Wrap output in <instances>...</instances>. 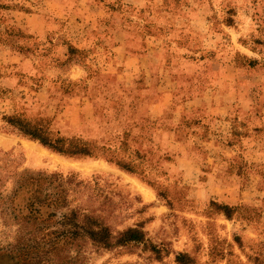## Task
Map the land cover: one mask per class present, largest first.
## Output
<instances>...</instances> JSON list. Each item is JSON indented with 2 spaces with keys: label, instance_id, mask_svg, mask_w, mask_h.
Wrapping results in <instances>:
<instances>
[{
  "label": "rangeland",
  "instance_id": "1",
  "mask_svg": "<svg viewBox=\"0 0 264 264\" xmlns=\"http://www.w3.org/2000/svg\"><path fill=\"white\" fill-rule=\"evenodd\" d=\"M192 2L199 4L196 22L174 23L192 17ZM161 4L166 7L153 13L154 5L143 0H0L3 195L22 175L53 174L56 189L67 192L61 211L89 210L114 236L128 228L144 234L140 242L111 249L79 240L64 246L53 264H178L179 253L190 264H264V163L224 165L199 155L196 135L206 132L182 120L176 136H166L164 120L171 121L174 106L162 119H151L143 96V86L161 81L166 69L165 80L176 81L187 96L195 86L219 80L214 95L231 97L235 116L248 107L264 111V0ZM120 30L125 39L115 34ZM119 43L125 56L166 50L152 63L153 73L137 75L136 90L112 65L119 63L113 51ZM9 116L45 129L51 138L83 141L92 156L55 153L19 134ZM195 159L199 169L192 166ZM28 229L0 211V246L15 243Z\"/></svg>",
  "mask_w": 264,
  "mask_h": 264
},
{
  "label": "trees",
  "instance_id": "2",
  "mask_svg": "<svg viewBox=\"0 0 264 264\" xmlns=\"http://www.w3.org/2000/svg\"><path fill=\"white\" fill-rule=\"evenodd\" d=\"M250 62V66L255 65ZM258 64V63H256ZM7 123L22 136L39 142L51 151L67 156H92L85 142L51 138L48 131L20 117L9 116ZM127 171L130 169L123 166ZM58 177L38 174L18 177L8 195H3L0 184V211H6L19 226H28L26 236L19 237L15 243L0 246V264H53L60 257L64 246L70 248L79 240L111 249L129 242H140L144 234L138 228H128L114 236L109 227L98 216L81 208H64L67 192L54 182ZM1 182V180H0ZM229 217L228 206H221ZM7 259L9 262L5 261ZM178 264H190L184 254H177Z\"/></svg>",
  "mask_w": 264,
  "mask_h": 264
},
{
  "label": "crops",
  "instance_id": "3",
  "mask_svg": "<svg viewBox=\"0 0 264 264\" xmlns=\"http://www.w3.org/2000/svg\"><path fill=\"white\" fill-rule=\"evenodd\" d=\"M143 1L144 5L146 3H148V5L150 4V7L152 4L154 5L152 6L155 8L153 13L156 12V9H158L160 5L161 7H166L161 4L164 0ZM196 5L199 6V4L194 5L192 2L191 7L188 8V12L192 15V17L190 16L192 20L185 14L186 16L182 15L176 18L174 23L188 26L193 25L196 22L195 20L199 18V13L195 14L193 10ZM183 6H187L185 2ZM116 32L115 34L121 35L123 39L128 36L126 32L121 30ZM168 49L180 56L181 51L178 48L171 47ZM113 51L115 53V59H118L119 63L116 64L112 61V65L116 68L117 73H124L123 77L125 76V78H127L128 87H133V89L136 90L139 85L134 82L137 75L139 73H153L155 69L151 67L152 63L154 61L160 62L162 54L166 50L157 48L154 56L146 52V50L138 55L129 53L125 56L124 52L126 49L122 43H119L117 46L113 47ZM199 63H201V61H199ZM117 65H121V68ZM114 67L111 69L112 73H114ZM162 67L163 66H161V68ZM164 73L166 75L168 74L166 69ZM166 75L164 76L161 74V77L163 76L162 80H158V82L150 80L149 75L148 79L150 82L143 86L144 103L147 106L148 117L151 119L161 118L160 115H162L169 106H174L173 111L171 110L173 113L171 121L169 120L170 122H167V119L164 120V126L167 125L165 130L167 131L163 134L169 137L170 135L171 137L176 136L178 124L181 123L182 120H188L189 123L196 124L192 130L197 129L200 133L206 132V137H203V135H196L197 147H195V150L199 152V155L207 153L209 156H213L212 160H224L222 161L224 165L229 161L235 162V160L241 162L256 161L257 163H264V111L252 112V108L248 107L247 110L249 112L243 110L240 116H235V113L232 112L234 101L230 100L231 97H224L221 100L216 99L214 95V89L220 82L219 80H214L211 85L207 84L205 87L195 86L196 91L194 94L191 92V94L187 96L179 89L176 81L168 82L165 80ZM191 90L193 89L191 88ZM204 110H206V113H204ZM136 119L138 120L139 117ZM237 121L241 123V128L239 129L241 131L238 136L235 135L234 132ZM158 131L161 132L162 129ZM188 143L190 146L192 141H188ZM221 153H224L227 157L225 158L223 156V158H221ZM182 159L187 160L185 157H182ZM197 160L200 159L197 158ZM191 161L194 168L197 167L199 169L202 166V163L197 162L196 159ZM233 177H235V175H233Z\"/></svg>",
  "mask_w": 264,
  "mask_h": 264
}]
</instances>
